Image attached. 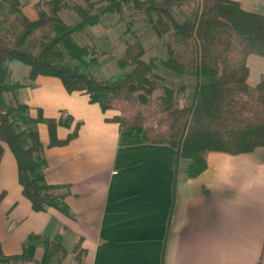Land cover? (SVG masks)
I'll return each instance as SVG.
<instances>
[{
	"label": "trees",
	"instance_id": "trees-1",
	"mask_svg": "<svg viewBox=\"0 0 264 264\" xmlns=\"http://www.w3.org/2000/svg\"><path fill=\"white\" fill-rule=\"evenodd\" d=\"M29 1L33 19L20 0H0V161L7 147L16 161L22 195L33 211L54 209L69 216L62 192L66 188L44 180L46 161L37 124H47L50 145L66 143L73 135L60 142L55 128L65 122L41 114L33 119L27 105L6 102L4 95L24 86L9 81L8 62L26 66L29 80L57 78L67 93L88 95L103 112H116L112 120L120 131L135 132L148 144L172 147L176 174L199 175L209 152L238 155L264 148V75L255 86L247 83V58H264V16L244 11L233 0H78L73 6L66 0ZM63 11L74 13L77 22L66 24ZM125 12L141 16L162 40L163 53L146 62L142 39L134 35L135 42H127L116 60L118 68L129 72L119 80L95 78L90 74L98 64L95 48L78 44L73 36L107 15L122 17ZM132 23L127 21L128 31ZM185 80H193L190 101L178 106ZM36 239L29 236L24 245ZM50 247L57 259L64 258L59 236ZM26 259L24 254L6 257L0 247V264Z\"/></svg>",
	"mask_w": 264,
	"mask_h": 264
},
{
	"label": "crops",
	"instance_id": "crops-1",
	"mask_svg": "<svg viewBox=\"0 0 264 264\" xmlns=\"http://www.w3.org/2000/svg\"><path fill=\"white\" fill-rule=\"evenodd\" d=\"M233 1L264 16V0ZM247 67V83L255 86L264 58L250 55ZM25 74L16 93L29 116L65 122L55 128L60 142L73 135L50 145L47 124H37L44 180L66 188L69 216L32 210L4 147L0 247L6 257H27L13 264H264V148L209 152L199 175L176 174L172 147L120 131L116 112H103L88 95L67 93L57 78ZM32 235L35 243L24 245ZM58 236L65 251L60 260L50 247Z\"/></svg>",
	"mask_w": 264,
	"mask_h": 264
},
{
	"label": "rangeland",
	"instance_id": "rangeland-1",
	"mask_svg": "<svg viewBox=\"0 0 264 264\" xmlns=\"http://www.w3.org/2000/svg\"><path fill=\"white\" fill-rule=\"evenodd\" d=\"M20 1L24 13L28 18L33 19L35 17L32 11L33 2L29 0ZM66 2L69 6L79 4L78 0H66ZM188 14V11H186L184 13V16H188ZM60 16L66 24L72 25L77 22V19L72 12L63 11L61 12ZM177 18L179 20H183L182 16H177ZM129 20L133 21V23L128 31L127 21ZM134 35H137V37H140L142 39L141 43L145 48V55L143 59L146 62L150 61L151 58H157L161 56V54L163 53L162 40L159 41L158 39H156L152 32L148 30L147 26L143 24L141 16L132 12H125L122 17H119L117 15H107L100 21L99 24L93 27L85 28L80 33L75 34L73 38L80 45H88L95 48L98 64L93 66L90 70V74L93 77L103 80H119L123 78L130 69L118 68L116 65V60L122 56L125 44L127 42H135ZM7 66L9 69V81L11 83H23V81L26 79L25 73L28 68L14 61L8 62ZM161 71L162 73H166V71L163 69H161ZM176 79L179 82L183 80L182 77H176ZM177 80L174 79L173 82L176 83V86H179L180 83ZM183 82L184 83L182 84L186 86V89L178 97V106L189 103L190 95L192 92L190 88V85L192 83L188 80H185ZM4 96L7 103L9 101H11L12 103L20 102L17 93ZM182 167L183 166H181V170ZM236 184V188H238L237 181ZM242 187H245V185H242Z\"/></svg>",
	"mask_w": 264,
	"mask_h": 264
}]
</instances>
